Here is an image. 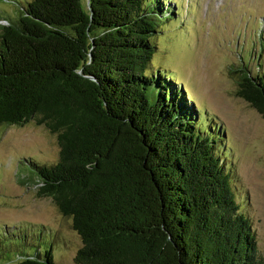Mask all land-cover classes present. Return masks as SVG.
Segmentation results:
<instances>
[{"label":"trees","instance_id":"trees-1","mask_svg":"<svg viewBox=\"0 0 264 264\" xmlns=\"http://www.w3.org/2000/svg\"><path fill=\"white\" fill-rule=\"evenodd\" d=\"M168 2L28 1L0 26V126L39 118L57 135L59 160L28 167L81 236L73 264H264L225 127L151 71L154 39L177 14ZM239 70L238 96L264 117V72ZM14 255L56 264L52 245L0 232V256Z\"/></svg>","mask_w":264,"mask_h":264},{"label":"rangeland","instance_id":"rangeland-1","mask_svg":"<svg viewBox=\"0 0 264 264\" xmlns=\"http://www.w3.org/2000/svg\"><path fill=\"white\" fill-rule=\"evenodd\" d=\"M28 1L0 0V26L18 19ZM168 4L176 6L177 14L154 39L158 48L151 71L183 87L210 125L225 127V163L264 257V117L237 94L239 69L264 72V0ZM38 119L0 126V232L31 248L52 245L56 264H73L83 246L81 236L51 197L38 194V179L28 167L30 160L50 165L60 156L57 135ZM16 258L0 256V264H13Z\"/></svg>","mask_w":264,"mask_h":264}]
</instances>
